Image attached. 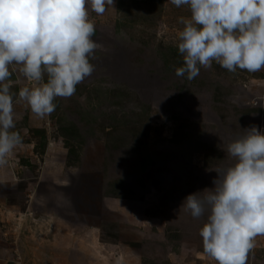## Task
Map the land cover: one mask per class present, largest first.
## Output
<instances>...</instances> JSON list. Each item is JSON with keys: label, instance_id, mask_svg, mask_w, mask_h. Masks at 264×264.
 Masks as SVG:
<instances>
[{"label": "rangeland", "instance_id": "374dc122", "mask_svg": "<svg viewBox=\"0 0 264 264\" xmlns=\"http://www.w3.org/2000/svg\"><path fill=\"white\" fill-rule=\"evenodd\" d=\"M89 15L102 45L92 75L43 118L14 104L23 142L0 168V264H216L199 235L207 213L180 205L214 187L228 142L264 132V69L213 62L177 77L190 12L170 0ZM12 80L17 94L32 86L18 69ZM246 264H264V235Z\"/></svg>", "mask_w": 264, "mask_h": 264}, {"label": "clouds", "instance_id": "9594fccd", "mask_svg": "<svg viewBox=\"0 0 264 264\" xmlns=\"http://www.w3.org/2000/svg\"><path fill=\"white\" fill-rule=\"evenodd\" d=\"M114 0H0V168L9 166L23 138L14 104L23 101L38 117L52 114L54 100L70 98L90 77L97 50L89 11L102 15ZM186 6L177 77L191 81L213 62L229 72L264 69V0H170ZM90 6V9H89ZM31 87L12 91L13 74ZM18 83V82H17ZM227 143L231 163L216 168L214 187L188 194L182 207L194 219L207 213L199 231L203 251L216 264H246L255 238L264 235V132L256 126ZM202 193V194H198Z\"/></svg>", "mask_w": 264, "mask_h": 264}]
</instances>
